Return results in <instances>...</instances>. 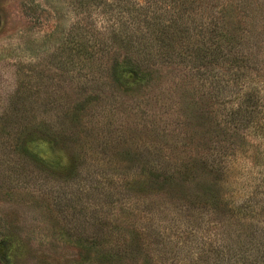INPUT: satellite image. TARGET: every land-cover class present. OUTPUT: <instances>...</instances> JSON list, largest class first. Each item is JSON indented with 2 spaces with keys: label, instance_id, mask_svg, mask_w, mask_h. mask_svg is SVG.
I'll return each mask as SVG.
<instances>
[{
  "label": "rangeland",
  "instance_id": "rangeland-1",
  "mask_svg": "<svg viewBox=\"0 0 264 264\" xmlns=\"http://www.w3.org/2000/svg\"><path fill=\"white\" fill-rule=\"evenodd\" d=\"M248 77L264 0H0V264H212L233 204L264 226Z\"/></svg>",
  "mask_w": 264,
  "mask_h": 264
},
{
  "label": "trees",
  "instance_id": "trees-1",
  "mask_svg": "<svg viewBox=\"0 0 264 264\" xmlns=\"http://www.w3.org/2000/svg\"><path fill=\"white\" fill-rule=\"evenodd\" d=\"M129 17L131 18V16ZM153 18L152 20L156 24L157 19ZM161 23V21H158L157 24ZM133 24L131 22V25ZM133 30L139 33V28H134ZM115 33L120 34V29L118 28ZM140 38L144 39L143 37ZM207 47L203 51H208L210 46L208 45ZM211 55H207L210 65L211 61L215 63V59H218L217 51L212 52ZM126 65L131 67L128 70L133 76L139 74L141 60L137 59L135 62L128 58ZM115 68L119 69L117 65ZM121 78H123V72H121ZM262 84L261 82L257 84L256 80H249L248 77L239 83L234 82V85L231 87L228 85V97L236 98L233 108L228 115L231 116V120L238 121L249 131L247 136H259L264 141V90L263 86H261ZM259 157L263 159L264 153L259 154ZM222 163L224 164L226 161L224 160ZM218 166L216 167L214 164L213 166L207 165L212 173L216 172L225 177L231 171L233 164L230 162L227 165H220L219 168ZM257 206L258 203L255 201H250L248 204L241 202V206L239 207L233 204L237 215L234 216L235 219L229 220L220 237L215 239L214 244L216 249L213 250L212 264H264V226H259L258 224L259 220L257 217L260 214L256 211ZM262 209L264 210V201ZM216 236L218 235L216 234Z\"/></svg>",
  "mask_w": 264,
  "mask_h": 264
}]
</instances>
